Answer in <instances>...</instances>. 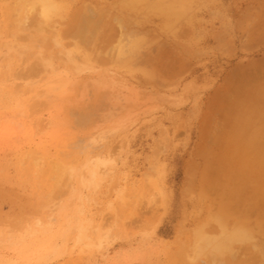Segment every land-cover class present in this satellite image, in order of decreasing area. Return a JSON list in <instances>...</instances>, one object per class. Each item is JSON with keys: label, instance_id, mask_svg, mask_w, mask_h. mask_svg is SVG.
Listing matches in <instances>:
<instances>
[{"label": "rangeland", "instance_id": "1", "mask_svg": "<svg viewBox=\"0 0 264 264\" xmlns=\"http://www.w3.org/2000/svg\"><path fill=\"white\" fill-rule=\"evenodd\" d=\"M43 3L0 0V264H219L199 237L240 229L264 264V115H231L264 93L229 72L264 0Z\"/></svg>", "mask_w": 264, "mask_h": 264}, {"label": "bare ground", "instance_id": "2", "mask_svg": "<svg viewBox=\"0 0 264 264\" xmlns=\"http://www.w3.org/2000/svg\"><path fill=\"white\" fill-rule=\"evenodd\" d=\"M49 1L50 0H46V3H43L42 4V14L45 16H47L48 17V15L50 14V13H53V11H54V9H56V7H54L53 6V3H49ZM112 2L114 3V4H116L119 8H120V10H123V9H130V7H132L133 9H135V8H139V7H141V6H144V4H146L145 2H149V4L148 5H150V2H151V0H112ZM100 4V3H99ZM184 5V4H183ZM150 7H153L152 5H150V6H148V8L150 9ZM39 10V9H38ZM53 10V11H52ZM132 10V9H131ZM167 10H169V11H174V10H171V9H167ZM165 11H166V9H165ZM180 11V10H179ZM26 12V11H25ZM87 12V11H86ZM86 12H85V14H86ZM167 12V11H166ZM166 12H164V15H165V13ZM122 13V12H121ZM168 13V12H167ZM172 13H174V12H172ZM163 16V15H162ZM180 16V15H179ZM86 17V16H85ZM107 17V13L103 10H94V12L92 11V10H89L88 9V18H89V22H88V25L87 26H85V29H83V30H85L86 32L88 31L89 32V30H93L92 32H95L94 30L96 29V34L95 35H98V34H101V30H103L102 28H104V26L106 25V23H107V21L105 22V18ZM134 18V17H133ZM24 19V18H23ZM162 19V18H161ZM25 20V19H24ZM164 20V19H163ZM167 20H169V18L167 19ZM167 20H166V22H167ZM178 20V19H177ZM143 21V20H142ZM176 21V20H175ZM24 22V21H23ZM105 22V23H104ZM163 23V22H162ZM182 23V22H181ZM79 25V24H78ZM77 25V26H78ZM175 25V24H174ZM169 26H173V24H171V25H168V27ZM177 26V25H176ZM165 27H166V24H165ZM168 27H166L167 29H168ZM174 27V26H173ZM172 27V28H173ZM84 28V27H83ZM170 29H168V31H169ZM90 31V32H91ZM126 31V30H125ZM84 32V31H83ZM89 32V33H90ZM137 32V31H136ZM165 32H166V30H165ZM104 33V32H103ZM128 33H130V32H128ZM92 35V34H91ZM125 35V34H124ZM137 35V34H136ZM102 35H100V37H101ZM141 36H143V35H141ZM147 36H148V34H147ZM103 37V36H102ZM149 37V36H148ZM98 38V37H97ZM98 39H100V38H98ZM144 39V38H143ZM96 41V40H95ZM125 45V44H124ZM156 45H158V44H156ZM123 46V45H122ZM160 46V45H159ZM121 47V46H120ZM155 47V46H154ZM154 47L151 49V50H153L154 49ZM158 47V46H157ZM131 48V47H130ZM134 48V47H133ZM142 48V47H141ZM165 49H167L166 47H165ZM126 50V48L124 49V51ZM132 50V49H131ZM151 50H148L149 52L147 53V54H149L150 55V51ZM160 50V49H159ZM133 51V50H132ZM157 51V50H156ZM165 51V50H164ZM163 51V52H164ZM129 52V51H128ZM128 52H126L127 54H128ZM152 52V51H151ZM161 52V51H160ZM163 52H162V54H163ZM166 52H167V50H166ZM166 52H165V54L163 55V57L165 58L166 56ZM169 52V51H168ZM124 53V52H123ZM133 54H135V51L134 52H132ZM132 53H131V55L130 56H132ZM155 53V52H154ZM159 53V52H158ZM157 53V54H158ZM130 54V53H129ZM137 54H138V51H137ZM161 54V53H160ZM159 54V55H160ZM169 54V53H168ZM139 55V54H138ZM154 55V54H153ZM147 56L148 55H146V59H145V62L147 61V59L149 58L150 59V57L148 56V58H147ZM158 56V55H157ZM132 57H134V56H132ZM135 57H137L136 56V54H135ZM162 57V58H163ZM167 57H168V55H167ZM138 58V57H137ZM151 60H154L155 59V57L153 58L152 56H151ZM161 58V57H160ZM135 60H137V59H134V61ZM161 60V59H160ZM144 61V60H143ZM157 61V60H156ZM165 61V62H164ZM167 60H165V59H163L162 60V62H164V63H167L168 61H169V59H168V61L166 62ZM138 62V61H137ZM151 62V61H150ZM150 62L148 61V63L150 64ZM154 64H156V66H157V64H159V63H161V61H159V62H157V63H155V60L154 61H152ZM151 62V66H153L154 64ZM132 63V62H131ZM133 63H135V62H133ZM170 63V62H169ZM168 63V64H169ZM145 64V63H144ZM146 64H147V62H146ZM145 64V65H146ZM161 64H163V63H161ZM167 65V64H166ZM166 65H161V66H165V68H168L169 66H171L170 64H169V66H166ZM156 66H154L155 67V69H156ZM161 66H157V68L159 69H161ZM145 68V67H144ZM164 68V69H165ZM154 68L152 67V71H155V70H153ZM158 69H156V70H158ZM169 70H170V68H168ZM150 70H151V68H150ZM163 70V69H162ZM164 71V70H163ZM156 72V71H155ZM155 72H153L154 74H155ZM162 72V71H161ZM165 72V71H164ZM157 73L158 74H160V72L159 71H157ZM148 75H150L149 73H147ZM154 74H151V75H154ZM166 74V73H165ZM173 74V73H172ZM163 75V74H162ZM157 77H158V75H157ZM163 78V77H162ZM223 90V93H224V89H222ZM225 92H227V91H225ZM222 93V94H223ZM219 94V93H218ZM225 94V93H224ZM220 95V94H219ZM222 101V100H221ZM220 102V101H219ZM225 105V104H224ZM264 111V110H263ZM261 112H262V110H261ZM259 113V112H258ZM247 116H249V115H247ZM246 117V116H245ZM244 117V118H245ZM247 118V117H246ZM256 124H257V122H256ZM252 125V124H251ZM258 126H259V124H257ZM261 125V124H260ZM243 126V125H242ZM253 126V125H252ZM250 127V126H249ZM259 128V127H258ZM247 129V128H246ZM251 129V128H250ZM254 129V128H253ZM257 130V129H256ZM259 130V129H258ZM239 132H241V131H239ZM243 133V132H242ZM248 133V132H247ZM240 135H241V133H240ZM195 166V165H194ZM204 167V166H203ZM191 168H192V165H191ZM190 170V169H189ZM202 170V169H201ZM203 175V174H202ZM202 179V178H201ZM208 180H209V178H208ZM210 182V181H209ZM187 183V182H186ZM258 184V183H257ZM248 195V194H247ZM239 196V195H238ZM241 196V195H240ZM244 196H245V194H244ZM233 197V196H232ZM241 198H243V197H241ZM251 198V197H250ZM232 199V198H231ZM254 200V199H253ZM264 200V199H263ZM249 201V200H248ZM260 201V204H261V199L259 200H257L256 202H259ZM263 202V201H262ZM240 203V202H239ZM263 204V203H262ZM235 204H233L232 206H234ZM238 205V204H237ZM249 205V204H248ZM251 205V204H250ZM254 205V204H253ZM252 205V206H253ZM264 205V204H263ZM251 206V207H252ZM257 206V205H256ZM255 206V207H256ZM241 207V206H240ZM244 207H246V206H244ZM259 207V206H258ZM233 208V207H232ZM248 208H250V206L248 207ZM253 208H254V206H253ZM231 210V209H230ZM258 210H260V208L258 209ZM243 211V210H242ZM249 211H250V209H249ZM260 212V211H259ZM259 212L257 213V214H259ZM263 213V212H262ZM255 214V213H254ZM261 214V213H260ZM256 215V214H255ZM262 215V214H261ZM261 215H259L258 217H261ZM264 215V214H263ZM252 217V216H251ZM258 219V218H257ZM260 219V218H259ZM239 222V221H238ZM241 224V223H240ZM254 229V228H253ZM210 230V229H209ZM215 230V229H214ZM241 230V229H240ZM240 230H237V231H235V232H232V233H230V235L226 238L225 237V240H216V239H211V238H208V237H199V240H200V242H199V246L196 248V251L198 252V253H200V252H202L204 249H207V248H213V249H215V250H220L221 252H223V253H226L228 256H229V258H225V260H227V261H224V263L222 262L223 261V257L221 258L222 259V261H221V259H219L218 261L219 262H221V263H219V264H254V262H255V260H256V258H247V256L246 255H244V254H240V257H238L237 255H235V253H241V252H239L240 250H236V251H234V252H232V249H231V247H232V243L233 242H235V241H237V240H241L242 238L241 237H244L245 235L240 231ZM217 231V230H216ZM207 233H211L210 231L208 232L207 231ZM214 233V232H213ZM259 236V235H258ZM244 239V238H243ZM262 239H264V238H262ZM262 242V241H261ZM253 244V243H252ZM260 244V243H259ZM248 245V244H247ZM255 245V244H254ZM257 245V244H256ZM244 246V245H243ZM262 246H263V244H262ZM261 246V247H262ZM232 248H235V247H232ZM238 249V248H237ZM239 249H244V247L242 248H239ZM204 251H206V250H204ZM263 251V250H262ZM254 252V251H253ZM264 252V251H263ZM209 253H211V251H209ZM243 253H245V252H243ZM260 253V252H259ZM230 254H232V259L230 258ZM254 254V253H253ZM260 254H262L263 255V253H260ZM259 254V257L261 256ZM193 254H192V251H191V256H192ZM200 255H202V254H200ZM215 255V254H214ZM248 255V254H247ZM187 256V255H186ZM203 256V255H202ZM206 257L207 256H209L208 254H206L205 255ZM216 256V255H215ZM215 256H213L214 258H215ZM228 256H225V257H228ZM251 256V255H250ZM254 256H256V255H253V257ZM195 257H196V255H195ZM249 257V256H248ZM259 257H257L258 259H259ZM187 258V257H186ZM198 258H199V255H198ZM220 258V257H219ZM194 259V258H193ZM208 259H210L209 257H208ZM216 259H218V257L216 256V258H215V262H217L216 261ZM257 259V260H258ZM263 259V258H262ZM264 260V259H263ZM262 260V261H263ZM196 261H198V260H196ZM210 261L211 260H209V263H210ZM260 261V260H259ZM192 262V261H191ZM190 262V263H191ZM225 262H227V263H225ZM200 263V261L197 263V264H199ZM202 263V262H201ZM206 264H207V262H205ZM204 263V264H205ZM255 263H258V262H255ZM195 264V263H194ZM215 264V263H214ZM217 264V263H216Z\"/></svg>", "mask_w": 264, "mask_h": 264}, {"label": "crops", "instance_id": "3", "mask_svg": "<svg viewBox=\"0 0 264 264\" xmlns=\"http://www.w3.org/2000/svg\"><path fill=\"white\" fill-rule=\"evenodd\" d=\"M255 30L254 33L250 34L253 40V46L260 45L261 55L247 59L244 63L238 64L235 62L231 67L229 72L232 74L233 71H237L240 75L236 76V81L244 84V90L253 93H264V12L262 11L259 16H256ZM245 105L240 107L239 112L231 115H264L258 111V107H248L247 102H243ZM259 112V113H258Z\"/></svg>", "mask_w": 264, "mask_h": 264}]
</instances>
